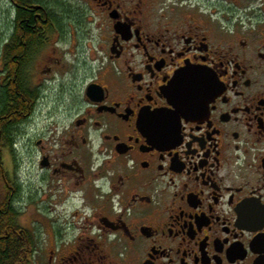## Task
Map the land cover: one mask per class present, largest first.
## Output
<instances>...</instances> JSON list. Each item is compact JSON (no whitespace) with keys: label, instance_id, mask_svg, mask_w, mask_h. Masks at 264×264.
<instances>
[{"label":"flooded vegetation","instance_id":"obj_1","mask_svg":"<svg viewBox=\"0 0 264 264\" xmlns=\"http://www.w3.org/2000/svg\"><path fill=\"white\" fill-rule=\"evenodd\" d=\"M0 187L23 264H264V0H0Z\"/></svg>","mask_w":264,"mask_h":264},{"label":"trees","instance_id":"obj_2","mask_svg":"<svg viewBox=\"0 0 264 264\" xmlns=\"http://www.w3.org/2000/svg\"><path fill=\"white\" fill-rule=\"evenodd\" d=\"M31 46L34 47V43ZM5 221H7L6 218ZM4 223L3 220L0 222V264H23L21 263L23 262V254L18 248L20 243L16 239H3L5 234Z\"/></svg>","mask_w":264,"mask_h":264},{"label":"rangeland","instance_id":"obj_3","mask_svg":"<svg viewBox=\"0 0 264 264\" xmlns=\"http://www.w3.org/2000/svg\"><path fill=\"white\" fill-rule=\"evenodd\" d=\"M61 69H63V68H61ZM60 69V70H61ZM61 71H64V70H61ZM55 89V88H54ZM53 89V90H54ZM49 109H48V103H47V105L45 106V108H43V114L42 113H39V115H38V118H37V121H35V124L37 125V127H38V129H36V131L38 130L39 132L41 131V130H45V128L47 127V117H48V114H49ZM46 118V119H45ZM35 127V126H34ZM36 128V127H35ZM22 159L20 158L19 159V161H21ZM25 163V162H24ZM35 167H36V165H34ZM32 168L31 167H29V170H27V165H26V163L23 165V167H22V169H20V173L19 174H23V173H29L30 172V170H31ZM37 169L36 168H34L32 171H31V173L32 174H34V175H36L35 173L37 172L36 171ZM24 175V174H23ZM34 181H35V179H34ZM1 192H2V190H1V187H0V196H1ZM28 211H29V213L27 212V215L29 216L32 212H33V209L32 210H29V209H27Z\"/></svg>","mask_w":264,"mask_h":264}]
</instances>
